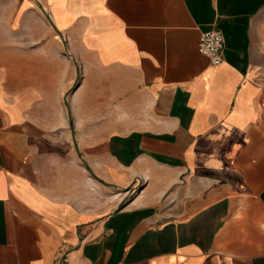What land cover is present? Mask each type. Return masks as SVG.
I'll list each match as a JSON object with an SVG mask.
<instances>
[{
  "label": "crops",
  "instance_id": "crops-1",
  "mask_svg": "<svg viewBox=\"0 0 264 264\" xmlns=\"http://www.w3.org/2000/svg\"><path fill=\"white\" fill-rule=\"evenodd\" d=\"M0 264H264V0H0Z\"/></svg>",
  "mask_w": 264,
  "mask_h": 264
},
{
  "label": "built area",
  "instance_id": "built-area-1",
  "mask_svg": "<svg viewBox=\"0 0 264 264\" xmlns=\"http://www.w3.org/2000/svg\"><path fill=\"white\" fill-rule=\"evenodd\" d=\"M224 38L221 32L208 30L200 34L197 50L206 56L212 66H218L223 62Z\"/></svg>",
  "mask_w": 264,
  "mask_h": 264
},
{
  "label": "rangeland",
  "instance_id": "rangeland-1",
  "mask_svg": "<svg viewBox=\"0 0 264 264\" xmlns=\"http://www.w3.org/2000/svg\"><path fill=\"white\" fill-rule=\"evenodd\" d=\"M79 82H80V71L78 70V73H77V81H75L74 86H76ZM73 88H74V87H73ZM73 88H72V89H73Z\"/></svg>",
  "mask_w": 264,
  "mask_h": 264
}]
</instances>
